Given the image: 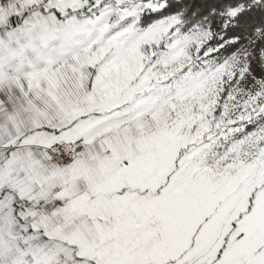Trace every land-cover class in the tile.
Returning a JSON list of instances; mask_svg holds the SVG:
<instances>
[{
  "label": "snow or ice",
  "instance_id": "snow-or-ice-1",
  "mask_svg": "<svg viewBox=\"0 0 264 264\" xmlns=\"http://www.w3.org/2000/svg\"><path fill=\"white\" fill-rule=\"evenodd\" d=\"M0 264H264V0H0Z\"/></svg>",
  "mask_w": 264,
  "mask_h": 264
}]
</instances>
